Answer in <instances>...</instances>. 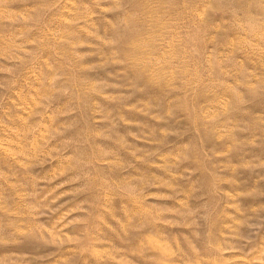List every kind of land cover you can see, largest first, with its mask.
<instances>
[{
    "label": "rangeland",
    "instance_id": "obj_1",
    "mask_svg": "<svg viewBox=\"0 0 264 264\" xmlns=\"http://www.w3.org/2000/svg\"><path fill=\"white\" fill-rule=\"evenodd\" d=\"M255 1L0 0V264H264Z\"/></svg>",
    "mask_w": 264,
    "mask_h": 264
},
{
    "label": "bare ground",
    "instance_id": "obj_2",
    "mask_svg": "<svg viewBox=\"0 0 264 264\" xmlns=\"http://www.w3.org/2000/svg\"><path fill=\"white\" fill-rule=\"evenodd\" d=\"M264 0H261V2H263ZM146 2V1H145ZM158 2V1H157ZM264 3H260V1L259 2H253V4H248V5H246V14H249V13H251V9L253 8V9H257L258 11H260V13H262L263 15H264V5H263ZM249 5H252V6H249ZM259 8V9H258ZM154 11V10H153ZM157 20V19H156ZM248 24V23H247ZM253 24V23H252ZM263 25V24H262ZM249 26V25H248ZM252 26V25H251ZM254 26V25H253ZM250 27V26H249ZM254 28V27H253ZM252 27H251V31L253 32V30H256V29H253ZM261 28V27H260ZM248 29V28H247ZM257 31H258V28H257ZM260 31H261V29H260ZM251 33V32H250ZM256 33V32H255ZM261 33V32H260ZM256 35H257V33H256ZM259 35V34H258ZM263 35V34H262Z\"/></svg>",
    "mask_w": 264,
    "mask_h": 264
}]
</instances>
